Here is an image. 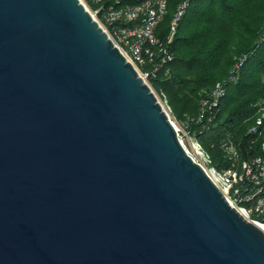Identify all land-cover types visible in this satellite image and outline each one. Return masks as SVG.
<instances>
[{
  "label": "water",
  "instance_id": "1",
  "mask_svg": "<svg viewBox=\"0 0 264 264\" xmlns=\"http://www.w3.org/2000/svg\"><path fill=\"white\" fill-rule=\"evenodd\" d=\"M263 226L81 0H0V264H264Z\"/></svg>",
  "mask_w": 264,
  "mask_h": 264
},
{
  "label": "trees",
  "instance_id": "2",
  "mask_svg": "<svg viewBox=\"0 0 264 264\" xmlns=\"http://www.w3.org/2000/svg\"><path fill=\"white\" fill-rule=\"evenodd\" d=\"M183 1L169 0L159 36L169 34ZM172 50L175 58L150 82L177 118L188 119V132L210 154L212 165L218 170L232 166L223 147L227 140L237 143L242 159L263 153L264 130L249 129L264 106V0H190ZM242 58L234 77L232 70ZM218 83L226 93L215 101L212 92Z\"/></svg>",
  "mask_w": 264,
  "mask_h": 264
},
{
  "label": "built area",
  "instance_id": "3",
  "mask_svg": "<svg viewBox=\"0 0 264 264\" xmlns=\"http://www.w3.org/2000/svg\"><path fill=\"white\" fill-rule=\"evenodd\" d=\"M81 1L103 25L127 59L135 65L139 75L152 86L150 80L157 77L161 68L175 58L172 46L179 23L187 11L190 0H184L179 4L166 37L159 36L157 29L168 13L169 0H137L134 3L125 0H112L108 5L104 4L106 0ZM94 5L96 6L94 7ZM243 63L244 58L234 66L232 70L234 77ZM225 93V87L218 83L212 92L213 99L217 101ZM157 96L170 115L172 107L167 98L158 94ZM207 103L208 101L205 102V105ZM203 116L204 111L200 113L198 120ZM174 124L176 125L175 122ZM176 128L184 143V135L187 136L188 132L184 127L176 125ZM263 130L264 106L249 132L262 133ZM195 138V156L184 143L190 154L204 166L209 176L234 207L242 212L247 219L264 225V142L262 144L263 153L250 159H242L237 143L233 140L225 141L223 147L232 160V166L218 170L211 166L210 154L197 137Z\"/></svg>",
  "mask_w": 264,
  "mask_h": 264
},
{
  "label": "rangeland",
  "instance_id": "4",
  "mask_svg": "<svg viewBox=\"0 0 264 264\" xmlns=\"http://www.w3.org/2000/svg\"><path fill=\"white\" fill-rule=\"evenodd\" d=\"M171 118L172 120L176 123V125L178 127H184L185 130L188 132V130L186 129V124H187V120L188 119H179L177 118L174 114H173V110L172 112H170ZM196 138L193 135H190V133L188 132L187 136L184 135V143L187 146V148L191 151V153L195 156L194 154V142H195ZM213 166V165H211ZM208 167V166H207Z\"/></svg>",
  "mask_w": 264,
  "mask_h": 264
},
{
  "label": "bare ground",
  "instance_id": "5",
  "mask_svg": "<svg viewBox=\"0 0 264 264\" xmlns=\"http://www.w3.org/2000/svg\"><path fill=\"white\" fill-rule=\"evenodd\" d=\"M263 228H264V226H263Z\"/></svg>",
  "mask_w": 264,
  "mask_h": 264
}]
</instances>
